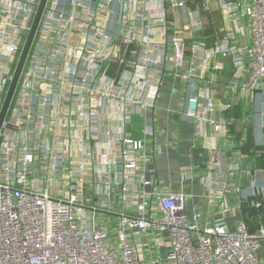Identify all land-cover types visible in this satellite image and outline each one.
<instances>
[{"label": "built area", "instance_id": "1", "mask_svg": "<svg viewBox=\"0 0 264 264\" xmlns=\"http://www.w3.org/2000/svg\"><path fill=\"white\" fill-rule=\"evenodd\" d=\"M39 3L0 0V110ZM211 5L223 34L208 47L196 35ZM221 55L234 85L259 88L264 0H48L0 128V264H261L264 226L201 225L184 191L154 192L145 140L131 132L139 118L143 137L153 134L163 73L204 80ZM200 107L211 104L185 117L209 124ZM211 152L221 179L222 155Z\"/></svg>", "mask_w": 264, "mask_h": 264}, {"label": "crops", "instance_id": "2", "mask_svg": "<svg viewBox=\"0 0 264 264\" xmlns=\"http://www.w3.org/2000/svg\"><path fill=\"white\" fill-rule=\"evenodd\" d=\"M204 22V32L196 39L210 47L223 34L215 5L204 13ZM238 43L242 52L250 46L248 32ZM241 57L247 61L246 54ZM215 63L222 69L212 70L204 80L187 83L163 73L154 112L147 115L153 121V134L143 137L139 118L134 119L131 132L134 139L145 140L147 159L155 167L154 192L184 191L188 212H198L201 225L224 223L233 231L242 222L255 232L264 226V80L258 89H243L233 83L235 69L229 57L221 55ZM207 100L211 108L200 107L198 114L211 126L185 117L188 110L197 111V104ZM221 121L227 132L217 137L212 126ZM212 150L222 155L221 179L209 168ZM183 168H192L198 176L183 181ZM209 184H224L222 194L209 198ZM252 202L261 207H252ZM259 259L264 264V241Z\"/></svg>", "mask_w": 264, "mask_h": 264}, {"label": "water", "instance_id": "3", "mask_svg": "<svg viewBox=\"0 0 264 264\" xmlns=\"http://www.w3.org/2000/svg\"><path fill=\"white\" fill-rule=\"evenodd\" d=\"M47 1L48 0H40V3L38 5L36 13L34 15L30 30L27 34L24 45L22 47V50H21V53H20L16 68H15V71L13 73L12 80L9 84L8 90L6 92V95H5V98L3 101V105H2L1 110H0V128H1L2 122L4 121L6 114L8 112L10 103L12 101L16 86L18 84L22 70H23L24 65H25L26 59H27L29 52L31 50V47H32L37 29H38V25H39V22H40L42 14H43V11L45 9Z\"/></svg>", "mask_w": 264, "mask_h": 264}]
</instances>
